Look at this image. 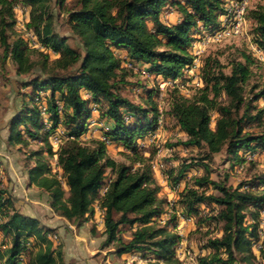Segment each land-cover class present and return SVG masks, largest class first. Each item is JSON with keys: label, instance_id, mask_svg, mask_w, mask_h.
Masks as SVG:
<instances>
[{"label": "trees", "instance_id": "obj_1", "mask_svg": "<svg viewBox=\"0 0 264 264\" xmlns=\"http://www.w3.org/2000/svg\"><path fill=\"white\" fill-rule=\"evenodd\" d=\"M226 4V0H0V73L12 63L16 75H26L19 83L28 89L7 122L8 139L18 144L40 141L25 173L30 184L46 192L56 215L79 228L98 202L101 249L178 262L180 236L168 226L173 218L162 224L159 220L167 205H175L159 195L161 186L150 158L139 145L159 127L162 114L185 134L182 146L201 149L195 164L181 162L166 169L168 184L175 189L191 167L206 171L178 193L176 205L187 216L196 215L200 204L214 205L211 217L220 225L221 235L208 238L204 246L212 252L198 256L199 264H232L255 257L252 244L258 232L245 221L250 208L264 205V190L254 192L253 183L233 187L207 174V161L215 153L223 152L233 163L246 161L248 153H264V106L257 104L264 98V85L252 82L253 56L239 51V58H229L227 72L216 56L201 58V86L188 96L177 86L170 90L168 108L162 112L152 89H143L144 104L121 92L132 85L126 80L128 68L121 51L129 62L146 64L149 74L184 79L194 63V35L221 29L223 18L229 17ZM18 5L28 8L26 29L35 37L31 45L13 31ZM54 6L64 11L66 32L58 27ZM168 8L179 14L177 22L162 19ZM245 17L252 21V40L264 52V6L247 8ZM52 53L57 57L51 59ZM94 111L98 121L110 126L101 128V138L82 141ZM58 125L64 135L54 151L50 137ZM114 142L125 147L131 162L108 154L107 146ZM55 156L57 172L50 164ZM257 178L264 185V174ZM5 203L10 207L1 213ZM54 231L38 217L19 211L8 190L0 188V235L10 238L0 248V264H69L63 260L62 244L53 246L49 234ZM259 252L264 264V247Z\"/></svg>", "mask_w": 264, "mask_h": 264}, {"label": "rangeland", "instance_id": "obj_2", "mask_svg": "<svg viewBox=\"0 0 264 264\" xmlns=\"http://www.w3.org/2000/svg\"><path fill=\"white\" fill-rule=\"evenodd\" d=\"M226 1H229L226 4L228 12L231 7L236 8L241 2V0ZM246 1V9L252 8L257 4L264 6V0ZM53 12L58 15L57 23L59 24V29L62 33L66 32L67 26L63 23L64 11L58 6H54ZM15 14L17 23L13 28V31L26 38V40H29L31 45V43L35 41V37L26 29L28 8L18 5L15 9ZM175 17V11L168 8L163 14L162 19L172 23V21L176 20ZM225 22L227 23V19L225 20L223 18V23ZM251 27L252 21L245 17L243 30L239 34L233 35L228 33L226 34L227 36L223 35L218 37L219 32H221V29H219L220 31L218 30V33L215 31L213 33L207 32L194 35V63L189 69L190 71L188 70L186 72L184 79H179L178 81L177 87L180 92L188 96L192 94L196 87L201 86V83L199 82V68L202 63L201 58L203 59L208 55L216 56L224 65H226L224 71L227 72L229 70V58H239V51H245L246 53L251 54L256 60V65L252 66L254 72L252 82L256 81L259 84L264 85V52L258 49L252 40ZM209 35L212 38H210ZM199 47L201 52L195 58V51H200ZM122 56L125 59L123 66L128 68L126 80L128 83L132 84L124 86L121 90L122 94L134 102L144 104L147 94L143 89H152L155 91L153 100L158 103L159 111L162 112V110H166L168 108L170 90L176 86L168 84L161 87V77L149 74L145 72L142 67L129 62L124 53H122ZM50 57L53 59L57 57V55L52 53ZM31 58H37V55L32 54ZM25 76L26 75L23 74L16 75L14 66L10 62L7 63L6 70L0 73V165L2 164V166H0V188L5 187L9 193L12 195L15 194L16 197H13V199L15 201L19 199L22 203L17 206L19 210L26 207L30 211H35L41 219L46 221L51 219L50 214L52 215L53 212L48 203V196L46 192L41 191L40 189H37L35 185L30 184L25 173L27 167L33 164V160L29 159L31 152L37 150L42 145L39 140H29L27 144H18L12 143L8 139L9 129L7 122L15 113V110H17L23 92L25 93L28 91V89L21 87L19 83L20 80L25 79ZM257 104L259 107L264 106V98H261ZM43 117L46 118L44 114ZM160 117L161 118L158 117L159 127L155 131H151L147 134L155 136L153 137L154 139L151 142H149V140L146 141L148 138L146 136L143 140H140L145 144L141 147L142 153L145 157L150 158L155 179L161 186L159 195L166 198L168 203H173V205H175L174 207H171L170 204L166 206L167 213L160 217V224L169 218H173L171 222L172 224H169L168 226L173 232H176L180 236V241L176 246L175 253L178 262L173 264H199L198 256L212 252L211 249L204 247L206 240L210 237L221 235L220 225L211 217L212 214H214L212 207L215 206L200 204L197 206L198 213L196 215L192 214L187 216L182 213L180 207L176 205V196L178 187L182 184L184 185V188L192 185L194 177L205 174L206 171L199 166L191 167L175 189L168 184L165 171L169 166H178L181 162H193L195 164L197 157L201 156V149L198 147L186 148L182 146L179 142L185 138V134L174 124L171 117L167 115L162 116V114ZM215 119L216 114L213 115L211 127L215 126ZM101 127L105 128L106 125L102 124ZM158 129L159 131L157 132ZM260 129V127H256L254 130L257 131ZM63 135V127L58 125L50 137V142L54 151L58 149L62 142ZM80 138L82 141L89 140L87 132L81 134ZM107 152L111 157L118 161L125 163L131 162V158L126 155L128 152L122 144L117 145L115 142L109 143L107 146ZM245 159L246 161L244 162L233 163L232 161H227V157L223 152L215 153L213 154L212 159L207 161V174L210 178L225 181L233 187L245 183L259 184L257 177L264 174V153L258 151L248 153L245 155ZM50 164L52 171L57 172L56 156L50 158ZM106 181L109 182V177L106 178ZM255 185H253L254 192H261L264 190V185L259 184L258 188ZM105 190L106 186L101 192L103 193ZM205 191L211 192L210 189H205ZM96 204L98 205L97 201L93 203V205ZM9 207L10 205L5 203L1 209V213L6 212ZM92 208L94 207L92 206ZM245 223L256 226L258 232V240H255L252 244L255 257L246 261L237 260L232 264H262L259 250L264 247V205L258 208H250V211L247 212ZM83 225L85 226L83 227L81 234H79L75 226L73 227L74 230H72L73 234H76L81 241V244L78 246L81 256H84V261L81 262V264H167L163 260L154 258L152 255L145 256L144 253H137L131 258L126 257L116 260V256L119 255L114 253L112 247L106 249L100 248V243L103 239V228L101 229L100 222L96 221L94 218V212L93 214H88V219ZM129 231L130 229L127 228L124 235L128 236ZM49 235H51L50 237L52 240L56 242L55 244L53 243L54 248L59 247L60 243L59 240L54 237V232H51ZM9 240V236L4 237L0 235V248H3L5 244L9 243ZM90 251L91 253H89ZM129 253L132 255L136 252ZM109 257L110 260L108 259ZM63 260L69 264L76 263L74 262V258L66 257L64 255Z\"/></svg>", "mask_w": 264, "mask_h": 264}, {"label": "crops", "instance_id": "obj_3", "mask_svg": "<svg viewBox=\"0 0 264 264\" xmlns=\"http://www.w3.org/2000/svg\"><path fill=\"white\" fill-rule=\"evenodd\" d=\"M175 16H176L175 17L176 20L172 21V23L177 22L178 19H179V14L177 12H175ZM120 53L122 54L124 52L121 51ZM137 65L139 67H142L143 70L147 67V65L144 64V63H140V64H137ZM93 114H95V115H93ZM91 120H92V122L89 125L88 131H87L88 137L89 138L90 137L101 138L102 137V134H101L102 133V131H101L102 127H101V125L102 124L106 125V127L104 129H107L110 126V123L109 122H100V121H98V112L97 111H94L92 113ZM92 130H95V131H92ZM158 131H159V129L157 130V132ZM116 144L119 145L118 143H116ZM0 166H2V164ZM37 189H39V188H37ZM183 189H184V185L183 184L180 187H178L176 199L178 198V193L181 192ZM10 195H12V194L10 193ZM12 197H16L15 194H13ZM21 204L22 203H21V201L19 199H17L15 201V207L16 208H17L18 205H21ZM93 207H94V218L96 219V221L100 222V226H101V229H102L103 225H102V218H101V210H100V208H99V206L97 204L93 205ZM19 211H21V212H23L25 214L36 216V217L39 218L41 224H43V225H45L47 227H50V228H54L55 229L54 237H56L59 240V243L62 244V249H63V252H64V256L74 258V262H76L77 264H81V262L84 261V256H81V254H80L81 252L79 251V248H78V246L81 244V241L78 239L79 237L76 234H73L72 230H74V228H73L74 226L72 224L68 223L66 220H64L63 218H61L60 216L56 215L53 212H52V215L50 214L51 219H48V220L44 221L43 219H41L36 214L35 211H30L26 207L24 209L22 208V210H19ZM84 226L85 225H82L81 227L77 228V231L79 232V234H81ZM52 242L54 244L56 243L54 240H52ZM89 253H91V251ZM136 254L137 253H133L132 255H130V253H124L122 255L116 256L115 259L118 260L119 258L121 259V258H126V257L131 258V257H133V255H136ZM108 259L110 260V257ZM112 260H114V259H112ZM76 263H73V264H76Z\"/></svg>", "mask_w": 264, "mask_h": 264}, {"label": "bare ground", "instance_id": "obj_4", "mask_svg": "<svg viewBox=\"0 0 264 264\" xmlns=\"http://www.w3.org/2000/svg\"><path fill=\"white\" fill-rule=\"evenodd\" d=\"M242 2H243V4L241 5ZM246 7H247V1L246 0H241V2L237 5L236 8L231 7V9L229 11V15H228L229 17L228 18H224L225 20L227 19V23L226 22L223 23V27L221 29V32H219L218 37H221V36L226 35L228 33L233 34V35L234 34L236 35V34H239V33L242 32V30H243V24L245 23V11H246ZM235 22H237L236 27H234L235 26ZM217 33H218V31H217ZM209 37H210V35H209ZM210 38H212V37H210ZM199 53H200L199 50L195 51V58H196V56H198ZM178 81H179V79L164 80L165 85L172 84V86H177L178 85ZM160 86L163 87L161 83H160ZM153 137H155V136H153V135L150 134L149 142H151L154 139ZM139 145L141 147H143L145 144H144L143 141H140L139 142Z\"/></svg>", "mask_w": 264, "mask_h": 264}, {"label": "built area", "instance_id": "obj_5", "mask_svg": "<svg viewBox=\"0 0 264 264\" xmlns=\"http://www.w3.org/2000/svg\"><path fill=\"white\" fill-rule=\"evenodd\" d=\"M227 2H229V1H226V3H227ZM242 4H243V2L241 3V5H242ZM236 24H237V22H235V26H234V27H236ZM234 27H233V28H234ZM199 49H200V47H199ZM200 52H201V49H200ZM164 85H165V82H164V80L162 79V86L164 87ZM147 137H148L147 140H149L150 135H147ZM147 140H146V141H147Z\"/></svg>", "mask_w": 264, "mask_h": 264}]
</instances>
